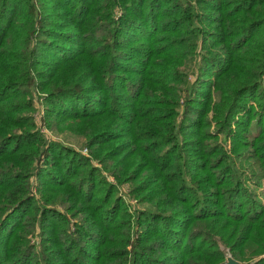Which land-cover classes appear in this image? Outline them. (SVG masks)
Wrapping results in <instances>:
<instances>
[{
  "label": "trees",
  "instance_id": "1",
  "mask_svg": "<svg viewBox=\"0 0 264 264\" xmlns=\"http://www.w3.org/2000/svg\"><path fill=\"white\" fill-rule=\"evenodd\" d=\"M229 255L264 264V0H0V264Z\"/></svg>",
  "mask_w": 264,
  "mask_h": 264
},
{
  "label": "rangeland",
  "instance_id": "2",
  "mask_svg": "<svg viewBox=\"0 0 264 264\" xmlns=\"http://www.w3.org/2000/svg\"><path fill=\"white\" fill-rule=\"evenodd\" d=\"M49 134H50V136L52 138L60 139V140L64 141L65 143L74 146L76 149L80 150L83 153L87 152V149H86V147L84 145V140H83V138L81 136L73 135L71 133L53 134V133L50 132ZM111 180H113V178H111ZM37 197H38V195H37ZM125 200H126V203L129 205L130 200L129 199L128 200L125 199ZM229 257H231V256L229 255Z\"/></svg>",
  "mask_w": 264,
  "mask_h": 264
},
{
  "label": "water",
  "instance_id": "3",
  "mask_svg": "<svg viewBox=\"0 0 264 264\" xmlns=\"http://www.w3.org/2000/svg\"><path fill=\"white\" fill-rule=\"evenodd\" d=\"M227 264H240V263H239L238 261H236L235 259H233L232 257H230V258L228 259Z\"/></svg>",
  "mask_w": 264,
  "mask_h": 264
}]
</instances>
